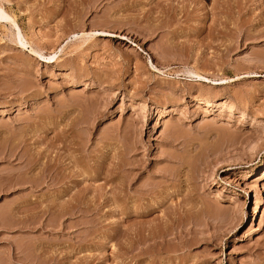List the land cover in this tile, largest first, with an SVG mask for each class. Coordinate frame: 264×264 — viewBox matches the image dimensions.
I'll use <instances>...</instances> for the list:
<instances>
[{
	"label": "rangeland",
	"instance_id": "rangeland-1",
	"mask_svg": "<svg viewBox=\"0 0 264 264\" xmlns=\"http://www.w3.org/2000/svg\"><path fill=\"white\" fill-rule=\"evenodd\" d=\"M0 6V264H264V0Z\"/></svg>",
	"mask_w": 264,
	"mask_h": 264
},
{
	"label": "bare ground",
	"instance_id": "bare-ground-1",
	"mask_svg": "<svg viewBox=\"0 0 264 264\" xmlns=\"http://www.w3.org/2000/svg\"><path fill=\"white\" fill-rule=\"evenodd\" d=\"M0 21H3L5 24H9L16 32L13 33V36L15 38V42L18 43V44H21V39H20V35L22 36L21 38H24L21 31H20V28L18 27V25L14 22V20L11 18V16L7 15V13L4 11V9L0 6ZM3 23V24H4ZM28 44V43H27ZM173 44V43H172ZM31 53L33 55H40V53H38L34 48L31 47ZM191 74V73H190ZM197 77L201 78L200 75H198L197 73H194ZM204 101V100H203ZM198 102V101H197ZM196 102V103H197ZM203 103V102H202ZM201 103V104H202ZM207 103V102H205ZM204 103V105H205ZM212 103V102H211ZM200 104V103H199ZM198 104V105H199ZM209 102L206 104L208 106ZM197 105V106H198ZM212 105V104H211ZM210 106V105H209ZM70 156V155H69ZM74 166V165H73ZM81 171V170H80ZM250 174V173H249ZM253 175V173L251 174ZM173 177V176H172ZM43 180V179H42ZM188 181V180H187ZM27 185V184H26ZM257 186V185H256ZM258 188V186L256 187V189ZM260 188V187H259ZM257 191V190H256ZM68 203V202H67ZM62 205V204H61ZM71 213V212H70ZM88 219V218H87ZM54 224V223H53ZM159 240V239H158Z\"/></svg>",
	"mask_w": 264,
	"mask_h": 264
}]
</instances>
